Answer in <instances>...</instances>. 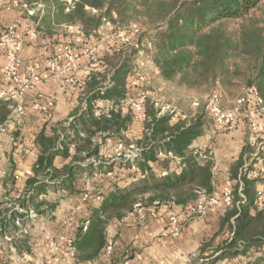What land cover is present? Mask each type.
I'll return each mask as SVG.
<instances>
[{
    "label": "trees",
    "instance_id": "trees-1",
    "mask_svg": "<svg viewBox=\"0 0 264 264\" xmlns=\"http://www.w3.org/2000/svg\"><path fill=\"white\" fill-rule=\"evenodd\" d=\"M23 1L34 7L41 0ZM52 1L54 6H45V11L49 14L54 11L58 22L82 26L87 36L92 35L102 18L112 14H116L117 22L124 26L131 24L128 23L131 18L142 16L148 26L153 25L152 44L156 48L153 61L162 79L192 90H208L218 82L229 85L234 76L243 73L247 88L255 89L264 108V8L259 18L251 15L264 0H72V4ZM68 6L70 10L66 12ZM86 7L99 13L92 14ZM233 21L239 22L237 30L231 32L228 24ZM37 27L42 32L41 23ZM106 54L108 69L91 74L83 88L87 107L81 118H74L68 127L60 126V132H55L53 137L39 133L40 155L26 181L30 194L18 200L19 209L6 210L8 220L0 221L1 228L7 223L13 226L17 217H25L29 207L38 210L43 206L44 201L39 200V196L45 194L50 182H56L55 189L71 190L75 173L82 170L79 164L100 159V147L93 141L96 135L110 138L125 129L129 115L122 116L120 105L126 102L132 112L131 102L140 90L129 79L133 70L127 62L129 59L123 58L120 52ZM236 61L245 65V71L240 70ZM97 99L114 101L116 107L109 116L94 115L93 103ZM10 113L5 109L0 112V126L9 120ZM143 113V132L134 143V156L123 155L128 150L124 142L118 158L115 153L116 164L101 162L98 165L99 179L105 182L95 193L99 202L90 198L88 214L80 218L71 236L79 264L90 263L102 251L105 253L109 223L123 220L137 205L168 210L178 207L186 214L189 205L200 198L199 193L208 196L214 191V162L189 147L192 140L203 133L202 114L173 120V114L162 112L160 106L149 100ZM255 138L264 139L257 134L249 139ZM249 139L229 166L233 180L232 205L221 214V230L225 229L228 234L223 245L227 250L214 260L223 258L224 254L233 256L238 248H243L244 252L264 243V195L257 201V187L264 186V172L255 168L257 160L251 155L255 148ZM72 145L74 154L69 164L54 168V157L68 158ZM260 158L264 166V155ZM173 162L178 165L172 168ZM35 202L38 204H33ZM251 210L255 214H251ZM85 221L89 226L84 232ZM209 245L200 248V255Z\"/></svg>",
    "mask_w": 264,
    "mask_h": 264
},
{
    "label": "crops",
    "instance_id": "crops-1",
    "mask_svg": "<svg viewBox=\"0 0 264 264\" xmlns=\"http://www.w3.org/2000/svg\"><path fill=\"white\" fill-rule=\"evenodd\" d=\"M44 12L43 8L30 19L38 26L41 23L42 32L40 31L37 41L26 42L23 46L20 54V73H23L26 64L37 59L42 45L49 44L54 51H59V42L70 40L64 32V26L67 24L55 20L54 11H50V14L47 10ZM45 14L48 16L46 17ZM23 18L19 9L7 8L0 3V33L9 25L22 22ZM107 55L100 54L99 66L90 75L104 73L108 69L109 64L105 61ZM87 62V58H82L79 63L77 74L79 77L82 76V70ZM5 63L4 49L0 44V93L10 86L3 72ZM46 70L47 62L43 61V71ZM156 73L158 74L159 71ZM106 85L105 83L104 86ZM83 88L68 86L61 78H48L39 83L34 90L25 88L20 96L11 101L0 98V112L4 109L10 111L8 118L15 121L12 128L6 132H0V221L4 218L8 220L6 210L14 206H18L16 209H19L18 200L28 192L26 181L40 155V145L37 140L39 133L43 132L44 136L53 137L55 132H60L59 127L64 126L68 120H71L70 126L74 118H81L87 107ZM37 94L54 98L55 110L50 119L30 106V101ZM113 102L110 99H97L93 103L94 115L109 116L108 114L116 107ZM149 102L160 106L162 112L169 111L173 114V120L177 117H188L175 110H169L168 105L159 104L154 99L150 98ZM225 106L228 108L227 105ZM19 109L21 112L18 111ZM120 109L122 116L129 115L128 123L119 135L110 138H106L105 135H96L93 141L100 147V159L95 160H102L101 162L111 165L116 164L114 156L118 147L122 146L123 149L126 142L128 151L134 150V143L142 136L144 117L141 112L134 110L131 112L126 102L121 103ZM75 128L78 130L77 126ZM245 129L241 122L233 125L231 132L224 134L229 145L225 144L222 148L219 144L214 145V142L207 141L208 136L205 134L192 140L190 149L198 152L199 156H209L214 162L213 173L216 180L214 190L220 191L227 184L232 187L233 180L230 178L229 166L238 158L242 147L248 141L244 137ZM202 149L208 152L203 155ZM73 154L72 145L68 158L62 155L55 156L54 168L61 169L69 164ZM85 162L79 164L82 170L75 173L71 190L55 189L53 186L56 182L49 183L50 187L46 189L45 194L39 196V200H43L45 204H51L48 210L43 207L38 210L33 207L26 209L23 222L26 224V232L19 228L16 231L9 223L0 227V264H79L75 256L66 257L63 251H53L49 238L55 240L65 238L66 241L68 236L71 237L75 233L80 218L88 214L89 200L94 199L95 203L99 202L100 198L95 193L105 185L104 180H100L98 176L101 170L98 167L99 163L83 164ZM176 165L178 163L170 164L172 168ZM255 168L264 172L263 164L256 163ZM258 190H264V186L259 185ZM84 196H87L86 199ZM78 206H81L80 211L77 210ZM169 210L163 207H138L123 220L111 222L107 227V233L108 240L113 244L112 253L107 255L102 251L93 261L85 264H124L125 262L127 264H264V243L251 246L244 252L243 248H238L235 250V255L224 254L223 258L214 260L227 250L223 245L228 234L225 229L221 230V214L188 220L178 207ZM171 212L177 216V225L174 226L179 229L177 236L172 233L173 230H166L168 214ZM251 214H255V211L251 210ZM10 229H14V234ZM9 236L12 238L11 241L4 240ZM204 244L210 245L200 255V248ZM25 256L29 259H25Z\"/></svg>",
    "mask_w": 264,
    "mask_h": 264
},
{
    "label": "built area",
    "instance_id": "built-area-1",
    "mask_svg": "<svg viewBox=\"0 0 264 264\" xmlns=\"http://www.w3.org/2000/svg\"><path fill=\"white\" fill-rule=\"evenodd\" d=\"M68 4H72V0H64ZM1 5L19 9L23 14V20L19 23H13L4 28L0 33V44L3 46L6 63L3 67V72L10 86L0 93V98L6 101H11L20 96L25 88L32 90L41 83L44 79L61 78L63 83L77 89H82L86 78L91 72L97 70L99 66V56L101 53H121L123 58H128L132 61V56L142 55V29L136 24L127 26L117 22L116 14L111 17L101 19L100 25L93 31L91 36H87L79 25L67 24L64 26V32L67 33L70 40L68 42H59V51H54L49 44L40 47L39 56L37 59L24 66L23 73H20L21 60L20 54L26 42H35L40 37L38 25L31 22V18L35 16L42 5L39 3L36 6L23 0H0ZM66 12L70 7H66ZM86 10L92 14H98L96 9L86 7ZM48 54V55H47ZM82 58H87V65L82 70V76L79 77V63ZM152 58L147 57L146 63L153 64ZM43 61L47 62V70L43 71ZM150 65V66H151ZM129 79L136 87H139V93L135 100L131 102V107L134 111L141 112L144 117L143 109L149 98V92L146 89L145 79L142 77L140 67L133 66V70ZM30 106L37 112L43 113L47 119H50L55 110V100L51 96L37 94L30 101ZM209 114L221 126L231 128L232 125L244 121L245 128L253 134L264 137V108L262 107L261 99L258 97L254 88H248L240 97L237 105L231 110H225L220 105V100L217 96L210 97L207 105ZM21 112V109L18 110ZM15 121L8 120L0 126V132H6L12 128ZM250 145L255 148L252 157L257 160V164H262L260 155H264V139H249ZM122 149V146H119ZM117 150V157L120 156L122 150ZM166 172L162 173L165 176ZM232 187L227 184L222 190H214L212 194L205 196L200 194V198L190 204L186 210L185 219H193L204 217L206 215L222 214L232 205ZM257 201L263 199L264 190L257 191ZM87 196H84L86 199ZM244 200V196H241ZM140 207L139 205L136 208ZM77 210H81L78 206ZM23 212V211H21ZM32 213V212H31ZM30 213V214H31ZM25 217L17 219L18 224H22ZM168 226L166 230H173L174 235L179 234V229L174 227L177 225V216L171 212L167 218ZM88 221L84 222L83 231L88 228ZM26 232V231H24ZM51 248L55 252L63 251L66 257H74V247L72 238L67 237L60 239H50ZM65 245V246H64ZM64 246V247H63ZM113 251V244L109 241L105 253L110 255ZM25 259H29L25 256ZM124 264H127L125 262ZM228 264V263H227Z\"/></svg>",
    "mask_w": 264,
    "mask_h": 264
},
{
    "label": "rangeland",
    "instance_id": "rangeland-1",
    "mask_svg": "<svg viewBox=\"0 0 264 264\" xmlns=\"http://www.w3.org/2000/svg\"><path fill=\"white\" fill-rule=\"evenodd\" d=\"M46 1V2H45ZM53 1H49V0H41L40 4L42 5L41 10L43 8H45V6H54L53 5ZM264 8V1H262L261 6L258 10H256L255 12H253L251 15L253 17L259 18L261 16V11ZM45 10V9H44ZM46 12V11H45ZM44 12V13H45ZM42 13H40L41 15ZM239 21H233L231 23L228 24V28L231 32H234L237 30V23ZM128 23H132V24H136L138 25L141 29H142V49L143 51L141 52V56L140 55H134L132 56V61L129 63L131 66H134L135 68L137 66L140 67V72L142 77L146 78L145 79V84H146V89L149 92V100L154 99L155 101H158V103H163L165 105L169 106V110H175L176 112L180 113V114H184L187 115L188 117H192L195 115H199L202 114V118H203V133L206 136H208L207 141L209 142H214V145L219 144L221 146V148L224 146L225 144L228 146L229 142L227 141V139L224 137V134L231 132L232 130V126L231 128H227L224 126H221L219 123H217L214 118H212V116L209 114V111L207 109V105H208V101L210 99L211 96L215 95L219 98L220 100V105L223 109L225 110H231L232 108H234L237 105L238 100L240 99V97L243 95L244 92H246L247 88V84H246V78L243 75V73H241L240 75H236L231 79V83L229 85L227 84H221L220 82L215 83L213 85H211V87H209L208 90H192V89H188L186 87L180 86L178 85L175 81L174 82H168L164 79H162L160 77V75H158L156 72L158 71L157 67L154 64H147L146 60L147 57L152 58L151 60H153L155 54H156V48L154 46V44H152V34H153V25H147L146 20L144 18H142V16L138 15L135 18H131ZM237 64L240 67L241 71H245V65L241 62V61H236ZM151 65V66H150ZM203 89H206L203 88ZM154 102V101H153ZM228 106V108H226V106ZM230 105V106H229ZM224 106V107H223ZM167 110V109H166ZM187 117V118H188ZM69 122H71V120H68L64 126H69ZM242 123H244L243 120H241ZM236 125V124H234ZM245 134L244 137L249 139L251 137V135L253 133H250L247 129H245ZM205 132V133H204ZM232 145L234 146V144L232 143ZM231 145V146H232ZM119 149V147H118ZM232 149H234L232 147ZM119 150H123V149H119ZM204 151L203 155L206 154L205 149H202ZM208 150V149H207ZM122 153V151L120 152V154ZM208 154V153H207ZM126 157H131L134 156V150H126L123 154ZM204 157V156H203ZM102 160H94V159H90V160H86L85 163L83 164H87L89 162H95V163H101ZM107 162V161H104ZM30 194V192H27L24 194V197L27 198L28 195ZM33 204H38V203H33ZM43 204H45V202H43ZM47 205V206H46ZM43 207V209L48 210L49 207H51L50 203H46L45 205L41 206ZM17 207H13L12 210H16ZM17 219H21L18 218ZM17 219H15L14 221V225L13 228L16 229L19 228L20 230L26 231L25 230V223H23L24 221L22 220V224H18L17 223ZM110 225V223H109ZM89 226V224H88ZM12 228V227H11ZM14 229H10L13 234H14ZM11 232V233H12ZM16 233V232H15ZM12 234V235H13ZM23 234V233H21ZM108 234V233H107ZM11 237H5L4 240L6 241H11L12 238ZM111 240V237L109 238Z\"/></svg>",
    "mask_w": 264,
    "mask_h": 264
}]
</instances>
